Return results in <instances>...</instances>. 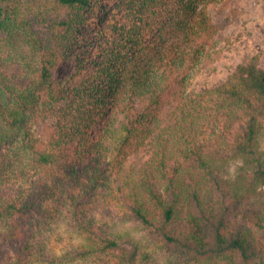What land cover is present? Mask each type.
Segmentation results:
<instances>
[{
    "label": "trees",
    "instance_id": "1",
    "mask_svg": "<svg viewBox=\"0 0 264 264\" xmlns=\"http://www.w3.org/2000/svg\"><path fill=\"white\" fill-rule=\"evenodd\" d=\"M230 1L0 0V264H264V69L187 92ZM82 49L88 70L57 80ZM60 228L79 244L56 256Z\"/></svg>",
    "mask_w": 264,
    "mask_h": 264
},
{
    "label": "rangeland",
    "instance_id": "2",
    "mask_svg": "<svg viewBox=\"0 0 264 264\" xmlns=\"http://www.w3.org/2000/svg\"><path fill=\"white\" fill-rule=\"evenodd\" d=\"M106 1L105 5H111L110 2L112 0ZM228 6L226 14L231 17L235 14L236 19L216 37V48L212 52V62L205 65L202 62L194 71L188 83L187 92L189 94L200 92L204 88L215 87L226 80L237 65L249 59H256L259 68L264 69V0H231ZM216 9L217 6L208 9L214 22H218L221 19L217 15ZM93 29L94 26L91 25L87 33L88 39H91ZM0 45H4L3 38H0ZM9 50L7 48L5 52H9ZM85 52L83 49L79 50L73 56H69L62 61L56 68V79L64 81L71 76L76 65V58L84 55L87 58L85 70H88V66L94 59V51H90L88 54ZM41 131L42 125L33 129L34 135L41 134ZM259 150L264 156V131L259 138ZM240 165V161H234L228 164V177L230 179H233L236 169ZM17 175H19L18 172ZM21 183H23V179L19 175L14 185L16 187ZM258 192L262 201H264V188H260ZM98 219L100 223L114 229L118 233L129 232L135 240H142V243L154 255V258L161 263L164 262V255L154 245L146 241V237L142 231L135 230V227L123 220L121 211H105ZM49 240L50 252L56 256L63 255L79 244L77 236L64 228H60L50 234ZM4 250L5 247L0 245V257Z\"/></svg>",
    "mask_w": 264,
    "mask_h": 264
}]
</instances>
